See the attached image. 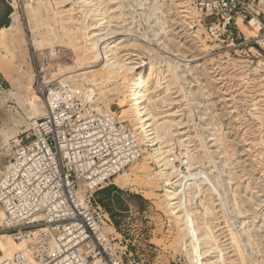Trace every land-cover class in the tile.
I'll list each match as a JSON object with an SVG mask.
<instances>
[{
	"label": "rangeland",
	"instance_id": "374dc122",
	"mask_svg": "<svg viewBox=\"0 0 264 264\" xmlns=\"http://www.w3.org/2000/svg\"><path fill=\"white\" fill-rule=\"evenodd\" d=\"M82 1L43 0L46 18L35 19L39 27L26 7L15 12L18 28L0 34V176L16 139L46 113L38 84L63 80L79 97L128 123L143 144L144 158L92 198L109 214L106 234L128 241L136 263L190 264L187 238L167 194L178 191L169 183L197 169L192 173L201 175L186 186L187 208L195 214L201 246L203 228L214 240L202 263L215 264L222 251V264H264V51L245 43L251 35L245 27L240 34L233 28L211 33L216 18L204 19L190 0L96 1L108 17L106 31L114 32L117 58L153 66L148 94L161 123V152L169 156L160 162L128 111L123 81H109L101 66L75 75L89 63L86 33L95 24ZM11 10L0 0V29L11 25ZM46 28L55 44L40 47L37 34ZM167 161L173 170H166Z\"/></svg>",
	"mask_w": 264,
	"mask_h": 264
},
{
	"label": "built area",
	"instance_id": "2783aa9c",
	"mask_svg": "<svg viewBox=\"0 0 264 264\" xmlns=\"http://www.w3.org/2000/svg\"><path fill=\"white\" fill-rule=\"evenodd\" d=\"M5 1L14 13L35 3ZM190 2L204 19L216 18L211 33L233 28L240 34L243 25L251 33L245 43L264 51V0ZM38 86L46 113L16 139L0 176V238L21 247L9 255L0 247V264H140L128 241L106 234L109 214L92 203L96 192L144 158L139 136L68 83ZM187 165L183 160L181 167Z\"/></svg>",
	"mask_w": 264,
	"mask_h": 264
},
{
	"label": "bare ground",
	"instance_id": "6f19581e",
	"mask_svg": "<svg viewBox=\"0 0 264 264\" xmlns=\"http://www.w3.org/2000/svg\"><path fill=\"white\" fill-rule=\"evenodd\" d=\"M96 1L97 0H84L81 2L83 4L82 6L85 7L86 17L94 20L95 24L89 25L87 28L88 31L86 33V52L89 58V63L81 69L77 70L75 72V75H87L89 73L95 72L96 67L101 66V70L104 71L109 81L122 80L129 93L128 111L131 117L136 122L137 128L143 135V138L147 139L152 143L151 147H155L154 151L156 152V156L160 157V162H162L169 156H165V152H161V146L163 143L161 123L159 122L157 115L151 109V103H153V100L148 94V77L153 72V66L149 65V63L145 61H140L139 63L133 64L121 61L117 58L115 41L112 40L114 38V36H112L114 32L106 31L105 24H108V17L105 16L102 10L96 7ZM46 10L47 9L43 0H37L35 6L32 5L28 7L27 12L30 21L34 23L35 27H39L35 23V19L37 17L40 18V21L46 18ZM97 17H101V19L96 20ZM18 26L19 17L15 14L13 19V26L11 29L16 30ZM240 27L244 28L245 26L240 25ZM4 32L5 31H2L0 34H3ZM42 32V34H37L38 45L40 47H43L45 43L54 45L55 43L53 39L50 38L51 30L49 28H46ZM62 82L64 81L62 80ZM166 163L168 165L166 170H173L175 168L173 165H169V161H167ZM194 170L197 169H191L188 175H179L180 179L178 181L174 183H169V185H172L177 188L178 191H169V193L167 194V201L169 200L170 202H175L171 204V206L173 207L172 209H170L171 213L177 218L184 233V236L187 238V247H189L187 256L189 258L190 264H203L202 256L206 255L208 252L213 250L214 245L212 244V242L214 240H210L209 228H203L206 230V236L205 238H203V245L201 246L199 233L198 230L195 228V214L193 212H190L187 208V183L189 181L196 180V177L198 179V176L201 175V173H198L197 171L196 173H192ZM172 174L173 173H162L165 178H168ZM179 181L181 182L177 183ZM183 181H185L186 183L183 184ZM124 184H128L127 179L124 181ZM209 184L212 185L211 182H209ZM182 187L184 188L181 190ZM0 247L3 249L6 255H9L16 250L21 249V247L19 248L14 244L10 237L0 238ZM221 252L222 251H218L215 264H222V260L224 258ZM195 255L197 256V258H195Z\"/></svg>",
	"mask_w": 264,
	"mask_h": 264
},
{
	"label": "crops",
	"instance_id": "0c3cea01",
	"mask_svg": "<svg viewBox=\"0 0 264 264\" xmlns=\"http://www.w3.org/2000/svg\"><path fill=\"white\" fill-rule=\"evenodd\" d=\"M14 16H15V13L12 14V16H11V20H12L11 25H10L9 27H2L0 33H1L2 31H5V32H8V33H11V31H12L11 28H12V26H13V19H14ZM5 32H4V33H5ZM5 38H6V35H4L3 39H5ZM0 69H1L2 71H4V67H3L2 65H0ZM0 87H1V82H0Z\"/></svg>",
	"mask_w": 264,
	"mask_h": 264
},
{
	"label": "trees",
	"instance_id": "16d2710c",
	"mask_svg": "<svg viewBox=\"0 0 264 264\" xmlns=\"http://www.w3.org/2000/svg\"><path fill=\"white\" fill-rule=\"evenodd\" d=\"M11 9V8H10ZM12 11V10H11ZM9 14V13H8ZM109 190H104V192H108Z\"/></svg>",
	"mask_w": 264,
	"mask_h": 264
}]
</instances>
